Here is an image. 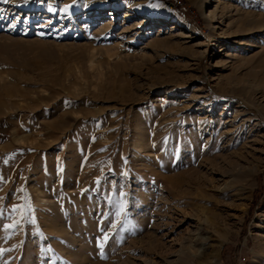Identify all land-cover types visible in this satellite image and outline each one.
<instances>
[{
	"label": "rangeland",
	"instance_id": "1",
	"mask_svg": "<svg viewBox=\"0 0 264 264\" xmlns=\"http://www.w3.org/2000/svg\"><path fill=\"white\" fill-rule=\"evenodd\" d=\"M222 263L264 264V0H0V264Z\"/></svg>",
	"mask_w": 264,
	"mask_h": 264
},
{
	"label": "bare ground",
	"instance_id": "2",
	"mask_svg": "<svg viewBox=\"0 0 264 264\" xmlns=\"http://www.w3.org/2000/svg\"><path fill=\"white\" fill-rule=\"evenodd\" d=\"M127 13H128V12H127ZM132 16H133L132 14H126L125 17H132ZM106 25H108V26L111 25V22L106 23ZM179 36H180V37H185L183 34H179L178 37H179Z\"/></svg>",
	"mask_w": 264,
	"mask_h": 264
},
{
	"label": "built area",
	"instance_id": "3",
	"mask_svg": "<svg viewBox=\"0 0 264 264\" xmlns=\"http://www.w3.org/2000/svg\"><path fill=\"white\" fill-rule=\"evenodd\" d=\"M239 260V259H238ZM222 264H224V263H222Z\"/></svg>",
	"mask_w": 264,
	"mask_h": 264
}]
</instances>
